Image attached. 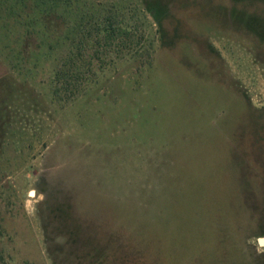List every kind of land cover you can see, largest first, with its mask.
<instances>
[{
	"label": "rangeland",
	"instance_id": "374dc122",
	"mask_svg": "<svg viewBox=\"0 0 264 264\" xmlns=\"http://www.w3.org/2000/svg\"><path fill=\"white\" fill-rule=\"evenodd\" d=\"M157 1L165 43L142 0L43 6L138 25L71 100L0 16V264H264V0Z\"/></svg>",
	"mask_w": 264,
	"mask_h": 264
},
{
	"label": "trees",
	"instance_id": "16d2710c",
	"mask_svg": "<svg viewBox=\"0 0 264 264\" xmlns=\"http://www.w3.org/2000/svg\"><path fill=\"white\" fill-rule=\"evenodd\" d=\"M151 0H142L140 3L145 9L148 11L151 17L156 19L158 23L157 32L160 34V40L165 43L166 32L164 30L163 21L160 20V13H162V9H165L161 3L157 2H149ZM156 1V0H155ZM59 2H62L65 5V11L69 12V8H73V0H0V16H9L18 17L16 21L17 27H19L17 32H20L23 28H25V32L23 37L30 38L33 35L39 38V34L37 35V27L39 28L40 36L43 39V47L45 49V45L50 42V37H54L56 40V47H65L66 51H63L60 57H57L58 67L54 72L53 84H54V95L59 98L58 100H67L76 98L80 95L81 92L84 91L88 81V74L92 71L93 59L103 60L102 56L107 55L108 48L113 47V44L121 40L124 42V53L125 50H130L135 48L136 37L138 32V25H135L132 21L125 18L124 22L120 20L119 13L116 15H112L107 17L105 20H86L84 17L78 23V26L75 25L71 20H67L66 26L64 29L59 31V28L54 26L57 20L49 21L45 19V17H49L51 14V10L44 8H57ZM30 11L32 14L38 15L41 13L42 17L38 19L37 17L33 19H25L24 14H27ZM54 11V10H53ZM43 12V13H42ZM57 10L52 13L56 14ZM63 17V16H61ZM59 16V18H61ZM118 17V18H117ZM8 18V17H7ZM58 18V19H59ZM65 19V18H64ZM12 20V19H10ZM10 24V23H9ZM56 24V23H55ZM7 29L8 26L6 24ZM43 27L41 30L40 28ZM10 30V29H9ZM7 30L5 33V37L13 38V46L16 48V45H21L23 41L22 35L14 34L13 30ZM29 34V36H28ZM48 40V41H46ZM50 46L53 42L49 43ZM10 44H7L5 47L12 48ZM93 46V47H92ZM91 47L94 48V52L91 53ZM55 48V47H54ZM131 54V53H130ZM42 55V54H41ZM51 54H46L43 52L42 57L48 58ZM19 61L30 62L35 60L36 62H40V59H33L31 57H27L23 59L21 56V52H19ZM39 60V61H38ZM67 95L68 97H64Z\"/></svg>",
	"mask_w": 264,
	"mask_h": 264
},
{
	"label": "water",
	"instance_id": "95a60500",
	"mask_svg": "<svg viewBox=\"0 0 264 264\" xmlns=\"http://www.w3.org/2000/svg\"><path fill=\"white\" fill-rule=\"evenodd\" d=\"M260 244L261 245H264V240H260Z\"/></svg>",
	"mask_w": 264,
	"mask_h": 264
}]
</instances>
